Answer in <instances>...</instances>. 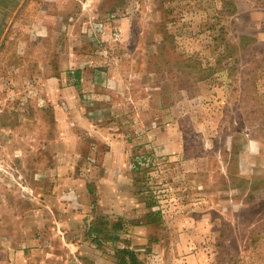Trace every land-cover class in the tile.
<instances>
[{
	"label": "rangeland",
	"instance_id": "rangeland-1",
	"mask_svg": "<svg viewBox=\"0 0 264 264\" xmlns=\"http://www.w3.org/2000/svg\"><path fill=\"white\" fill-rule=\"evenodd\" d=\"M111 2L0 42V264H264V0Z\"/></svg>",
	"mask_w": 264,
	"mask_h": 264
},
{
	"label": "crops",
	"instance_id": "crops-1",
	"mask_svg": "<svg viewBox=\"0 0 264 264\" xmlns=\"http://www.w3.org/2000/svg\"><path fill=\"white\" fill-rule=\"evenodd\" d=\"M111 1L0 0V42H56L59 34L53 35L54 32L67 31L73 34L83 29L91 30V25L85 27L88 22L84 17L112 13ZM23 32L28 37H23ZM6 35L9 37L5 38ZM60 76L59 80H66L65 74L61 73ZM69 78L70 76H67V79ZM71 88L75 103V87L71 85L69 89ZM69 89L67 91L61 89V93L70 96Z\"/></svg>",
	"mask_w": 264,
	"mask_h": 264
},
{
	"label": "trees",
	"instance_id": "trees-1",
	"mask_svg": "<svg viewBox=\"0 0 264 264\" xmlns=\"http://www.w3.org/2000/svg\"><path fill=\"white\" fill-rule=\"evenodd\" d=\"M77 73H79L77 71ZM146 206L147 207H150V206H153L154 204L152 202H145ZM154 221V220H153ZM117 224H115L116 226ZM117 227V226H116ZM101 230H98L96 226H91L90 229H89V233H95V236L93 237V239H97L98 240V233L100 232ZM112 239H117V236L114 234L112 236ZM119 253H120V261L122 264H140L136 258V255L134 254V252L132 250H129V249H126V248H123L121 250H118Z\"/></svg>",
	"mask_w": 264,
	"mask_h": 264
}]
</instances>
